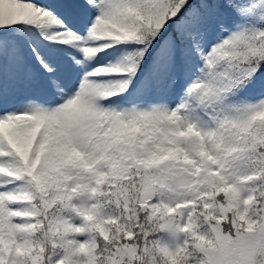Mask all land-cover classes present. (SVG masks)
I'll return each instance as SVG.
<instances>
[{"label":"snow or ice","instance_id":"1","mask_svg":"<svg viewBox=\"0 0 264 264\" xmlns=\"http://www.w3.org/2000/svg\"><path fill=\"white\" fill-rule=\"evenodd\" d=\"M0 264H264V0H0Z\"/></svg>","mask_w":264,"mask_h":264},{"label":"rangeland","instance_id":"2","mask_svg":"<svg viewBox=\"0 0 264 264\" xmlns=\"http://www.w3.org/2000/svg\"><path fill=\"white\" fill-rule=\"evenodd\" d=\"M47 2L56 3V2H59V0H47Z\"/></svg>","mask_w":264,"mask_h":264}]
</instances>
